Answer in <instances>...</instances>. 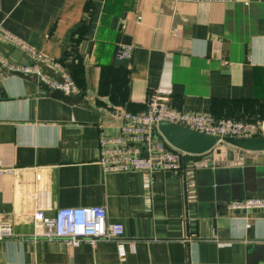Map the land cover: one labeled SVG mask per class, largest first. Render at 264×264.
Instances as JSON below:
<instances>
[{
	"label": "crops",
	"instance_id": "1",
	"mask_svg": "<svg viewBox=\"0 0 264 264\" xmlns=\"http://www.w3.org/2000/svg\"><path fill=\"white\" fill-rule=\"evenodd\" d=\"M0 25L79 89L68 102L35 79L0 80V165L27 169V184L42 167L48 216L101 205L123 225L94 245L33 239L31 200L0 174V219L13 231L0 264H264V209L229 206L264 197V150L219 143L168 176L98 163L101 137L119 132L115 109L143 111L148 98L264 135V0H0ZM121 45L133 46L129 58L117 57Z\"/></svg>",
	"mask_w": 264,
	"mask_h": 264
},
{
	"label": "built area",
	"instance_id": "2",
	"mask_svg": "<svg viewBox=\"0 0 264 264\" xmlns=\"http://www.w3.org/2000/svg\"><path fill=\"white\" fill-rule=\"evenodd\" d=\"M180 1V0H173ZM182 1H231V0H182ZM175 30V29H174ZM21 50L28 63H22L4 55L0 49V80L9 74L21 72L31 75L37 82L44 83L48 90L59 89L66 93L79 92L72 78L62 72V82L46 75L38 63L60 68L58 62L44 57L21 37L0 25V44ZM132 45H121L118 58H129ZM120 118L119 132L100 139L98 163L105 171L177 172L183 167L184 152H173L166 148L163 137L157 130L159 121H168L184 127L217 135L219 137H250L258 133V124L232 118H216L209 113L182 111L168 104L148 98L143 111H130L122 107L115 109ZM145 153V154H143ZM25 168H6L0 165V174H11L19 180L31 207L23 211L32 224V238L60 240L67 247H74L82 241L94 245L100 240H115L123 234L120 222H108L106 210L101 205L66 206L55 209L52 216L45 211L51 209L49 185L45 181L42 167L31 168V184L20 181ZM231 208L264 209V197H249L229 204ZM1 210V203H0ZM13 236L12 223L0 219V240Z\"/></svg>",
	"mask_w": 264,
	"mask_h": 264
},
{
	"label": "water",
	"instance_id": "3",
	"mask_svg": "<svg viewBox=\"0 0 264 264\" xmlns=\"http://www.w3.org/2000/svg\"><path fill=\"white\" fill-rule=\"evenodd\" d=\"M0 49L4 55L22 63H28L27 56L21 50L2 43L0 44ZM38 65L46 75L54 77L59 82L63 81L62 76L57 75L53 67L45 63H38ZM15 74L28 79H34L31 75L23 74L21 72H16ZM40 84L48 90L44 83L40 82ZM48 91L53 97L68 102L78 101L77 97L71 93H66L59 89H51ZM157 130L163 137L165 146L168 150L173 152H184L185 155L183 161L185 162L200 159L202 154L208 152L219 143H225L244 150H264V135L261 133L250 137H219L217 135L196 131L168 121H159L157 123ZM157 173L168 176L171 172Z\"/></svg>",
	"mask_w": 264,
	"mask_h": 264
}]
</instances>
